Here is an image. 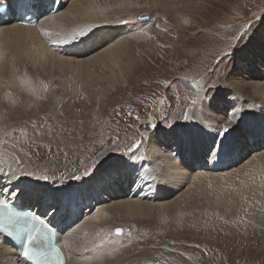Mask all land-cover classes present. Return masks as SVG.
Listing matches in <instances>:
<instances>
[{
  "label": "bare ground",
  "instance_id": "bare-ground-1",
  "mask_svg": "<svg viewBox=\"0 0 264 264\" xmlns=\"http://www.w3.org/2000/svg\"><path fill=\"white\" fill-rule=\"evenodd\" d=\"M22 1H11L12 10L20 6ZM49 1L33 0L32 5L39 9V14L34 16L38 21L47 15H43L41 11L42 7H48ZM198 3V0H65L64 6L66 7L64 9L35 28L16 25L0 28V191L5 193L11 201L16 200L15 203L20 208H24L25 204L29 200H32L36 206V211L37 208H50L49 217L61 214L63 215V225L72 222L73 228L68 233V236H70L71 244L77 252L72 258V264H135L134 259L137 256H133L132 254V258L124 256L127 249H133H130V246L126 247L123 244V239L119 238L113 230L121 226L128 228V224L138 223L136 222L137 218L129 220L136 215L138 219L143 216L147 219L148 214L167 215L169 213H185L186 215L187 210H190V208L187 206L189 205V201H186L188 197H185L184 193H190V188H187L179 197L173 198V194L179 189L183 190L184 187L186 188V182H190L191 179L225 177L227 171L211 174L206 172L209 171V168H206L205 161L212 162L220 158L218 161L220 162L230 154H234L232 155L234 157L236 155L239 156L243 148V151H253L251 148L258 146L256 142L260 136H262L261 138L264 137V112L254 109L252 113H247L243 117H239L238 114V117L242 118V121L244 118L246 119L244 121L246 126L239 127L237 121L233 122L230 130L233 131L234 136H230L229 139L225 138L226 132H224V135L217 136L215 138L217 139L216 141L213 140V136L204 134L207 126V122L204 119L201 125L205 127L201 130L195 121H191L188 124H182L172 131H160L157 136L155 135V140L150 143V149L147 152L145 162H141L139 155L129 153L127 156L121 155V160L116 158L108 164L107 162H105L106 164L103 163L104 165L100 166L101 168L96 169L98 172L89 176L92 187L85 188L88 191L87 198H78L74 194L77 190L80 192L79 188L83 179L77 180L74 176L61 178V174L59 173H64L68 170H81L82 172L91 170L109 158L108 156H114L115 153L111 150V152L109 151L96 157V152L103 148V141L96 142L89 148L81 151L90 144V141L95 137V133L91 134L90 141L86 142V144L76 145L74 148L66 150L65 148L59 149L56 142L45 146L41 142L32 141L31 137L30 139L28 138L30 136L28 134L30 133V129L26 128V134H23V137L18 139V146L21 149L32 148L34 150L32 151V155L34 156H41L45 150L52 151V153L53 150H57L56 154L52 155V160L57 161L58 170L49 171L47 167L42 168L40 166L38 167L42 169L37 170L33 163L29 164L33 169L28 167V163L25 162L29 161L27 160V156L10 147L7 144V139L10 135L23 131L20 127H15L13 125L14 122L25 121L35 124L36 116L39 115V113L36 114V111H41V114L45 115V111L50 107V98L47 97V100L43 103L40 97L42 94L41 84L45 80L42 78L40 80L37 79L40 76L26 77V73H22L24 70L22 71L21 67L25 66V64L39 67H45L47 64H59L66 70L65 73L68 77L67 89L72 92L84 86L87 88L88 95H92L94 100L97 97L94 96L93 87L96 88L97 91L95 92L100 96L107 90L106 85L108 84L118 89L117 94L119 95L123 93L127 94L130 87L139 84L141 81L143 82L141 83L142 89H144L143 85L148 81L145 75L149 69L151 70V62L156 60V55H151L149 52L150 48H153L155 53L159 55L162 53V50H159V53L158 49L163 47L164 44H168L165 40L168 39L172 44L173 41L169 37H181V34L195 27L199 31L204 32L201 29V24L195 17L201 9ZM143 14L146 15L142 16ZM149 15H151L150 19L145 18V16ZM14 16L16 17V15ZM9 21L12 22L13 20L10 19ZM151 28L156 30L155 32H158V35L151 36ZM208 36L209 34L206 33V37ZM262 37L259 36L253 44L249 45L248 52H240L245 61L249 62V55H256L255 52L252 53L255 49H258L260 54L264 52V42H261L263 41ZM70 38L72 41L66 43L65 40ZM82 38H85L86 41L88 40L86 45L80 47V50H73L75 41H79ZM203 39L205 40L206 38ZM194 41L204 42L200 39ZM228 42V40L227 42L221 41L219 46L225 47ZM50 43H61L64 46L62 48L65 52L64 55H60L58 51L52 49ZM101 45L102 47L100 48ZM222 47L219 49H224ZM146 48L148 51L144 52ZM81 49L94 54L88 55L86 59L78 58L75 60L67 57V54L81 51ZM245 53H248V56ZM153 58L154 60H152ZM183 61L185 60L183 59ZM216 63L217 60L215 59L214 66ZM255 63L253 62V65ZM139 67L141 75L144 76L143 79L138 74ZM196 73V70H191L188 78L192 80ZM27 78L33 81H29ZM252 89L256 90L255 93L257 94H264V89H261L257 84L253 85ZM245 92L248 93L244 89ZM132 100V98L128 100V106H125V108H131V114L135 118H138V115L144 116V114L136 112V110H139L136 109L137 105H134V102L137 100ZM145 105H147V100H144L143 107ZM176 105L180 106L181 102H177ZM221 106L217 104L215 107L219 108ZM144 111H148L145 114L151 113L150 108ZM152 119L155 122V118ZM48 123L53 124V127L57 128L54 117ZM247 128L250 130L255 129V132L250 138L245 139L246 143H244L246 146L243 147L241 146L243 145L241 143V135ZM52 131L56 132L54 129ZM166 134L174 137L167 139ZM33 140L35 139L33 138ZM123 140L126 141V139ZM223 142H226V148L221 147ZM77 146L79 147V151L75 150ZM41 147L45 148L42 149ZM183 148L187 149L186 154L183 153ZM213 149H217V152L212 153ZM263 149L264 147L261 150ZM220 152H226L227 154H219ZM94 157L97 159H94ZM253 158L260 164V168L256 173L252 171L253 168L251 169L252 173H255L253 176L250 177L251 172L249 171L250 173L246 174V176L249 174V179H246L243 183L231 185L229 190L223 195L216 194L214 197L206 196L201 199L200 203H202V207H205L207 213L224 216L233 220L237 216H239L236 218L238 220L248 217L250 219H257L259 212L264 208V151H260V153L256 152ZM202 159H205V161ZM228 159L230 160V158ZM153 162L154 165L151 167L150 164ZM252 163L254 165V162L251 161ZM251 164L248 163V166ZM125 165H129V167ZM143 166H146V168L143 169ZM221 166L222 163H219L212 165V168L218 169ZM122 168L126 170L124 174H127L126 185L130 186L132 180L137 178L139 181L138 185L145 187L144 192L138 193L139 197H136L135 200L132 199L131 193L129 195L126 193L124 196L121 194L120 200L102 206L103 204L101 203L103 201L99 197L100 193L103 194L101 196L103 200L110 198V201H112V197L108 198L110 192H113V196H117V192H124L126 190L124 188H117L123 184L121 175L113 176V174L119 173L118 171H114L115 169L120 170ZM192 168L199 169L192 172L194 170ZM31 169L32 171L29 172ZM133 173L137 174L138 177H135ZM245 173L243 172L238 175ZM43 174L47 176L45 177ZM55 174H58L56 178L54 177ZM106 176H110V179L105 180ZM113 177L116 180L114 185H111ZM54 179L55 181H50ZM128 181L131 182L128 183ZM238 181L236 183H239ZM51 182H54L56 185L52 186ZM112 186L114 188H111ZM166 187L167 189H165ZM207 188L209 189V187ZM108 189L110 190L108 191ZM37 191H41L42 196L49 199L46 206H40V202H43L44 199H41L39 202L36 201L35 195L34 197L25 195L33 194ZM210 191L207 190L205 193L209 194L211 193ZM13 192L14 194H12ZM150 192L154 203L140 197V195H148ZM125 196L129 197V199H123ZM117 198L120 197L118 196ZM83 202H88L93 208H87L83 211L82 214L85 218L83 217L80 220L77 212L82 210L80 206L83 205ZM67 208L74 212L72 216H65ZM61 211L62 213H60ZM69 216L70 218L68 219ZM120 217L128 218V220H119ZM135 239L136 236H134L131 242H135ZM148 243H151V241H148ZM139 248L138 245L134 249L139 250ZM145 261L147 262H141L140 264H155L156 260L153 258ZM0 264H25L20 258L17 249H13L12 243L6 241L1 236Z\"/></svg>",
  "mask_w": 264,
  "mask_h": 264
},
{
  "label": "rangeland",
  "instance_id": "rangeland-1",
  "mask_svg": "<svg viewBox=\"0 0 264 264\" xmlns=\"http://www.w3.org/2000/svg\"><path fill=\"white\" fill-rule=\"evenodd\" d=\"M198 2L201 9L195 17L201 24V29L204 32L199 31L195 27L181 34V37H169L170 40L177 44L173 42L171 44L168 39L165 40L168 44H164L163 47L158 49L159 53L162 50V53L159 54L161 58L155 53L153 48H150L149 52L151 55H156V60L152 59L154 61L151 62V70L149 69L150 71L146 72L145 77L148 78V81L144 83V89H142L141 83L143 82L141 81L139 82L140 85L135 84V87H130L127 94L123 93L119 95L117 94L118 89L108 84L109 86L106 85L107 90L103 93L104 95L101 94L100 96L95 92L97 91L96 88L93 87L92 91H94V96L97 97L94 100L92 95H88L87 88L84 86L72 92L67 89L68 77L65 73L66 70L59 64H47L45 67L25 64L21 69L22 71L24 70L23 74L26 73V77L40 76L37 79L40 80L42 78L45 80L41 84L42 94L40 97L43 103L49 97L50 107L45 111V115H42L41 111H36V114L39 113V115L36 116L35 124L25 121L14 122L13 125L17 128L20 127L23 131L10 135L7 139V144L15 148L17 152L25 154L27 160H29L25 162L28 165L33 163L37 170L47 167L49 171H57V161L54 160V162L52 160V155L56 154L57 150H53V153L52 151L45 150L42 154L43 157L42 155H32V151H34L32 148L21 149L18 146V139L22 138L23 134H26V128L30 129V133H28L30 136L28 135V138L30 139L31 137L32 141L41 142L45 146L56 142L59 149L65 148L66 150H70L69 148L72 149L76 145L86 144V142L90 141L91 134L95 133V137L90 141V144L81 151H84L96 142L103 141V148L96 152L95 156L99 157L109 151L111 152V150L114 151L115 155L108 156L109 158L100 163L101 165L99 164L91 170L89 169L84 172L81 170H68L64 173H59L61 174V178L68 176L81 177L83 180H81L80 192L77 190L74 195L75 197L78 196V198H87L88 191L85 188L92 187L89 176L98 172L96 169L101 168L104 165L103 163L107 162L108 164L116 158L121 160V155L127 156L129 153L139 155L141 162H145L147 152L150 149V143L155 140L160 131H172L182 124H188L191 121H195L201 130L205 127L201 125L204 119L207 122L204 134L213 136V140L216 141L217 139L215 138L217 136L224 135L225 129H231L233 122L237 121L239 127L246 126L244 123L246 119L244 118L242 121V118L239 117L252 113L254 109L264 112V94H257L255 93L256 90L252 89L255 84L264 89V52L260 54V51L255 49L252 53L255 52L256 55L248 56V53H245L248 56L249 62L244 60L240 52H248L249 45L253 44L259 36H263V41L261 42H264V0H198ZM144 15L146 14L142 16ZM150 17L151 15L145 16L147 19H150ZM151 30V36L158 35V32H155L156 30L153 28ZM206 33L209 34L208 37H206ZM203 38H206V41ZM197 39L204 42L194 41ZM227 40L229 42L225 47L219 46L221 41L227 42ZM84 44L86 45V43H81L79 46L83 47L85 46ZM221 47L224 49H219ZM147 51L148 49L146 48L144 52ZM93 54L91 53L90 55ZM87 57L88 55L85 56V59ZM215 59L217 63L214 66ZM179 62L180 64H178ZM253 62H256L255 65H253ZM138 69V74L143 79L144 76L141 75L140 67ZM193 69L197 73L190 80L188 75ZM28 80L33 81L31 79ZM244 89L248 93H244ZM259 97L260 99H258ZM131 98L133 99L132 101L137 100L134 102V105H137L136 109H139L136 112L144 114V116L138 115V118H135L131 114V108H125V106H128V100ZM144 100H147L145 107H143ZM177 102H181V105L177 106ZM217 104L222 106L217 108L215 107ZM148 108H150L151 113L145 114L148 111L144 110ZM53 117L56 120L57 128H54L53 124L48 123ZM152 118H155V122H153ZM255 121L257 120L255 119ZM229 122L230 124H228ZM53 129L56 132H53ZM254 132L255 129H246L241 135L242 141L244 140L243 142L241 141L243 143L241 146H246L245 139L250 138ZM165 136H167V139L174 137L167 134ZM230 136H234L233 131ZM261 137L256 142L258 146L251 148L253 151H243V148L241 149V155L234 157L232 156L234 154H230L223 159L228 165L226 167L227 172L221 171L215 173L226 172V179L224 176L199 180L191 179L190 182H186L185 189L177 190V195H175L176 193L173 194V198L179 197L187 188H190V193H184L185 197H188L186 201H189V205L187 206L190 208V210H187L186 215L185 213H169L167 215L148 214L147 219L145 216L138 219L136 215L133 217L134 219L131 218L129 220L137 218L136 222L138 223H131L133 224L132 226L128 224V228L123 226L116 227L113 232L116 234V229H122L123 234L117 236L123 239V244L126 247L130 246V249H133H127L124 256L130 258H132L131 254L137 256L134 259L135 264L147 262L145 260L153 258L156 260L155 264H264V208L259 212L257 219L253 218V220L248 217L238 220L236 218L239 216H237L233 220L224 216L207 213L205 207H202V203H200L203 197H214L216 194L223 195L229 190L231 185L243 183L259 170L260 164L253 158V155L256 152L260 153V151H264V149L261 150L264 147V137ZM123 139H126V141ZM75 150L79 151V147L77 146ZM182 151L186 154L187 149L183 148ZM213 152H217V149H213ZM224 153L226 152H220L219 154ZM201 154L203 153L201 152ZM231 158H233L232 161ZM94 159L97 158L94 157ZM202 160L205 161V159ZM219 160L220 158L212 162L205 161L206 168L208 169L210 165L222 163V161L218 162ZM251 161L254 162V165L253 163L251 164ZM248 163L253 166L249 165L250 168ZM153 165L154 162L150 164L151 167ZM125 166L129 167V165ZM28 167L32 168L30 165ZM145 168L146 166H143V169ZM252 168V171L255 172L254 174L251 171ZM238 169L239 171H237ZM195 170L191 171L195 172ZM114 171H118L119 173L113 174V176L120 174L123 182L117 188H124L126 190L124 192H117V196H113V192H110L108 198L112 197V201H110V198L103 200L101 198L103 194L100 193L99 197L103 201L101 203L103 204L102 206L120 200L121 194L124 196L126 193L127 195L131 193L132 199L135 200L136 197H139L138 193L144 192L145 187L138 185L139 181L137 178L132 180V182L128 181V183L131 182L130 186L126 185L127 174H124L126 171L124 168L120 170L115 169ZM206 172L210 174L214 173ZM238 172L246 173L238 175L240 174ZM247 173H250V177L249 174L246 176ZM43 175L47 176L46 174ZM57 175L55 174L54 177L56 178ZM134 176L138 177L137 174H134ZM106 177L105 180L110 179V176ZM115 180V177L111 179V185H114ZM50 181H55V179ZM236 181L239 183H236ZM228 182L229 184L227 185ZM51 184L52 186L56 185L54 182H51ZM226 187L227 189L225 190ZM111 188L114 187L112 186ZM207 190H211V193L206 194L205 191ZM25 195H29V197H34L35 195L36 201L39 202L41 199H44L43 202H40V206H46L49 201L47 197L42 196L41 191ZM118 196L120 198H117ZM146 196L147 198H145ZM140 197L154 203L151 192L148 195H140ZM123 199H129V197L125 196ZM191 200L194 201L191 202ZM80 207L82 210L77 213L81 220L83 217L85 218L82 214L83 211L93 207L88 202H83V205ZM73 213L72 210L67 208L65 216H72ZM123 219L128 220V218L124 217H120L119 220ZM131 234L133 235L131 236ZM134 236H136L135 242H131ZM148 241H151V243H148ZM138 245L140 247L139 250H135Z\"/></svg>",
  "mask_w": 264,
  "mask_h": 264
},
{
  "label": "snow or ice",
  "instance_id": "snow-or-ice-1",
  "mask_svg": "<svg viewBox=\"0 0 264 264\" xmlns=\"http://www.w3.org/2000/svg\"><path fill=\"white\" fill-rule=\"evenodd\" d=\"M227 131L228 129H225V132ZM74 178L77 180L81 179V177L79 176H76ZM0 208L7 210L5 213H0V233H6L8 236H13L18 221L13 216L7 202L0 201ZM40 223L43 224V221H41ZM32 232H35L36 235L33 236ZM116 234L122 235L123 230L119 228L116 229ZM42 235L43 233L36 229H32L28 233L27 244L31 246L33 245V243H36L37 247L26 248L22 253L23 258L26 261H30L31 264H64V261L60 258L61 253L59 249H57L55 245L51 243V240L48 236H44L43 242L38 239ZM41 244H45V246H40Z\"/></svg>",
  "mask_w": 264,
  "mask_h": 264
},
{
  "label": "water",
  "instance_id": "water-1",
  "mask_svg": "<svg viewBox=\"0 0 264 264\" xmlns=\"http://www.w3.org/2000/svg\"><path fill=\"white\" fill-rule=\"evenodd\" d=\"M230 131L228 130L227 133H229Z\"/></svg>",
  "mask_w": 264,
  "mask_h": 264
}]
</instances>
